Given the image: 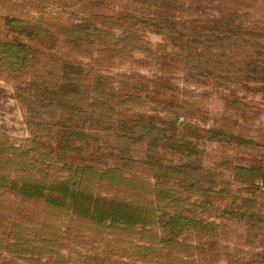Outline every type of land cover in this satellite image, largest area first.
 Wrapping results in <instances>:
<instances>
[{
	"label": "trees",
	"instance_id": "1",
	"mask_svg": "<svg viewBox=\"0 0 264 264\" xmlns=\"http://www.w3.org/2000/svg\"><path fill=\"white\" fill-rule=\"evenodd\" d=\"M46 6L77 11L80 18L65 19ZM254 9L264 10V0H0V70L15 77L42 68L32 41L53 29L71 50L98 54V65L112 66L138 52L143 64L169 74L150 87L142 77L86 71L63 59L57 64L60 82L36 74L17 87L26 113L55 105L62 116L46 124L28 119L30 137L19 146L0 134V264H69L60 253L68 247L64 242L78 244L86 235L105 244L103 253L84 257L87 264H196L195 251L214 263L222 230L198 212L217 198L225 201L221 212L248 224L251 236L264 228L257 202L217 189L218 178L200 158V143L253 142L193 123L221 118L167 93L176 89L172 79L180 70L202 85L263 90L264 22L254 18ZM147 32L173 49H153ZM81 93L95 97L87 108L73 99ZM150 102L167 117L130 115ZM231 106L248 107L238 101ZM61 132L80 144L58 142ZM106 137L129 152L143 149V158L119 154L108 165ZM231 168L252 191L264 187V162ZM194 234L204 236L203 243L192 244Z\"/></svg>",
	"mask_w": 264,
	"mask_h": 264
},
{
	"label": "rangeland",
	"instance_id": "2",
	"mask_svg": "<svg viewBox=\"0 0 264 264\" xmlns=\"http://www.w3.org/2000/svg\"><path fill=\"white\" fill-rule=\"evenodd\" d=\"M30 4L32 3L30 2ZM46 9L68 20L77 21L80 18L79 12L64 9L61 6H46ZM0 12L2 13V11ZM29 12L33 15L37 14L33 8ZM208 12L209 15H217L216 11L208 10ZM252 13L254 18L264 22V10L254 9ZM2 22L3 20L0 18V26H2ZM146 35L153 49L163 53L173 49L172 45L160 35L153 32H147ZM55 38L59 40L58 43H56ZM32 43L39 48V58L43 62L41 69L31 70L28 74L21 77H15L8 71L0 70V134L9 136L16 146L22 145L23 140L30 137V131L26 125L28 119L46 124L54 123L62 116V112L55 105L36 108V115L26 113L16 99L17 87L25 85L36 74H43L53 81L60 82L61 72L57 70V64H60L63 59H68L71 63L82 67L86 71L93 68L96 72L111 76L126 73L135 77H142L150 87L155 86L151 81H156L161 76L169 77L167 72L155 64H143L142 60H145V56L138 52L133 53V56L128 59H115L112 66L106 64L98 65L99 61L94 59V57H98V54L95 53L89 56L71 50L63 42V34L56 29L47 33L43 39L39 41L33 40ZM172 83L176 85V89L168 90L167 93H174L179 98L197 104L202 109L221 118L216 122L212 120H191L193 123L207 128H220L225 131L232 130L235 134H239L253 142L250 145L238 144L236 141L227 143L207 141L204 144L200 143L199 148L203 151L200 158L203 167L213 172L218 178L219 185L217 189L233 193V196L253 198L264 211V187L259 191H252L250 184L236 176L231 168L233 165L249 166L264 162V89L254 91L237 88L235 85H230V87L202 85L188 81L182 70L174 74ZM115 85L117 88L120 87L117 82ZM73 99L79 105L87 108L89 103L95 100V97L90 93H81ZM231 101L246 103L248 107L246 109L241 106H231ZM235 108L239 109L237 113L234 111ZM136 112L157 114L163 118L167 117L163 107L158 103L152 102L149 103L147 108L136 109L130 115H135ZM106 140H108V145L111 147V153L108 162H106L110 166L115 164V156L119 154L132 156L136 159L143 158L141 151L143 149L135 148L132 150L133 152H129L126 149L124 150L121 142L117 139L106 137ZM57 141L64 142L71 147H76L80 144L77 140L66 137L64 132L57 135ZM93 156L99 159L100 164H104L100 157L97 155ZM172 156V154H168L169 158H172ZM75 158V155H73V159ZM217 199L212 207H203L208 209L198 213L200 214L199 216L220 225L222 231L218 241L219 246L216 248L219 258H216L214 263H210L208 256L195 251L196 264H264V228H256L253 230L255 237L251 236L247 229L248 224L221 212L225 201H223V198ZM62 230H65V228L62 227ZM190 238V242L197 246L203 243L205 239L204 236L195 234ZM64 244L68 247L60 250V253L70 260L69 264H87L85 256L94 257L96 254H101L105 251V244L90 235L84 236L78 244L67 243L66 241ZM46 258L48 257L46 256ZM18 263L27 264L21 260H18Z\"/></svg>",
	"mask_w": 264,
	"mask_h": 264
}]
</instances>
